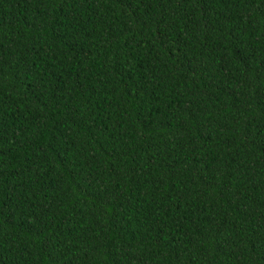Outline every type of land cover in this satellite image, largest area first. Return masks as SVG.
<instances>
[{"label":"trees","instance_id":"obj_1","mask_svg":"<svg viewBox=\"0 0 264 264\" xmlns=\"http://www.w3.org/2000/svg\"><path fill=\"white\" fill-rule=\"evenodd\" d=\"M0 264H264V0H0Z\"/></svg>","mask_w":264,"mask_h":264}]
</instances>
